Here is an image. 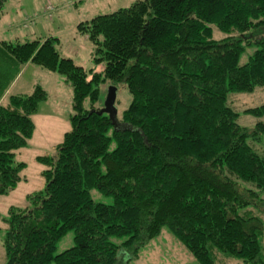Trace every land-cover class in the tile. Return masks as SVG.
Masks as SVG:
<instances>
[{"label": "trees", "instance_id": "1", "mask_svg": "<svg viewBox=\"0 0 264 264\" xmlns=\"http://www.w3.org/2000/svg\"><path fill=\"white\" fill-rule=\"evenodd\" d=\"M78 28L100 70L61 57L57 38L0 41V195L21 182L16 153L47 96L38 85L2 103L7 89L30 63L72 91L71 130L37 158L43 192L4 220L5 264H135L164 227L199 264H264V157L251 146L264 122L241 127L228 105L264 90V0H138ZM106 82L130 96L116 126L94 108ZM245 112L264 117V104ZM69 231L74 245L56 254Z\"/></svg>", "mask_w": 264, "mask_h": 264}, {"label": "rangeland", "instance_id": "2", "mask_svg": "<svg viewBox=\"0 0 264 264\" xmlns=\"http://www.w3.org/2000/svg\"><path fill=\"white\" fill-rule=\"evenodd\" d=\"M138 0H4L0 7V41L23 43L38 41L42 44L49 38H57L55 42L61 57L71 58L85 69L100 70L95 66L93 46L80 32L78 25L101 15L111 14L120 9L130 7ZM48 7L51 8L48 10ZM216 33V34H215ZM219 33L214 31L213 36ZM254 47L249 46L239 57V65L247 62ZM46 73V75L44 74ZM48 73V74H47ZM46 91V99L41 101L37 113L33 116L34 131L27 147L16 153L15 161L24 164L20 171L21 182L14 190L0 195V264H5L3 247L5 234L4 220L10 208L24 209L28 204V196L43 192L45 188L42 172L45 166L38 157L52 156L56 147L63 141L64 135L71 130L70 117L71 88L57 73H50L33 64H26L7 93L10 95H29L36 86ZM108 82L100 87L99 99L94 108L102 110L108 96ZM130 96L122 85L115 89L114 107L117 111L115 120L128 107ZM88 102H85V106ZM264 104V90L256 88L252 93L230 94L228 105L238 114L237 123L241 127L253 129L264 117H256L245 112ZM88 107V105H87ZM262 144H251L255 152L264 157V135ZM115 143L109 145L112 151ZM96 203L112 204V198L104 196L97 190L90 191ZM264 198V195H263ZM73 231L67 232L57 243L56 254L74 245ZM264 244V243H263ZM135 264H199L187 249L164 227L160 235L142 249ZM216 264H244L236 259L219 261Z\"/></svg>", "mask_w": 264, "mask_h": 264}, {"label": "water", "instance_id": "3", "mask_svg": "<svg viewBox=\"0 0 264 264\" xmlns=\"http://www.w3.org/2000/svg\"><path fill=\"white\" fill-rule=\"evenodd\" d=\"M115 101V88L111 87L108 90V96L104 104V108L100 111V113H106L109 116V119L112 121L113 125L116 126V109L114 107Z\"/></svg>", "mask_w": 264, "mask_h": 264}, {"label": "crops", "instance_id": "4", "mask_svg": "<svg viewBox=\"0 0 264 264\" xmlns=\"http://www.w3.org/2000/svg\"><path fill=\"white\" fill-rule=\"evenodd\" d=\"M70 59H71V58H70ZM72 60H73V59H72ZM75 63H76V62H75ZM29 64H30V63H29ZM76 64H77V65H81L80 63H76ZM23 68H24V67H23ZM23 68H22V69H23ZM21 71H22V70H21ZM20 73H21V72H20ZM44 74L46 75V73H44ZM47 74H48V73H47ZM18 76H19V75H18ZM16 79H17V78H16ZM16 79H15V80H16ZM15 80H14V81H15ZM14 81H13V82H14ZM13 82H12V84H13ZM12 84H11V85H12ZM11 85H10V87H11ZM10 87H9V88H10ZM9 88H8V89H9ZM8 89H7V91H8ZM7 91H6V93H7ZM6 93H5V94H6ZM1 102L4 103L5 101L2 99Z\"/></svg>", "mask_w": 264, "mask_h": 264}, {"label": "built area", "instance_id": "5", "mask_svg": "<svg viewBox=\"0 0 264 264\" xmlns=\"http://www.w3.org/2000/svg\"><path fill=\"white\" fill-rule=\"evenodd\" d=\"M49 9H51V8L48 7V10H49Z\"/></svg>", "mask_w": 264, "mask_h": 264}]
</instances>
